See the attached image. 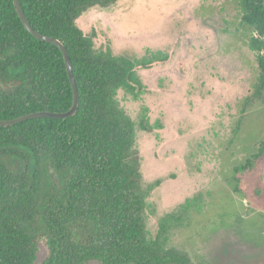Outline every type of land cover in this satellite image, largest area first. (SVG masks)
Returning <instances> with one entry per match:
<instances>
[{"label": "rangeland", "instance_id": "obj_1", "mask_svg": "<svg viewBox=\"0 0 264 264\" xmlns=\"http://www.w3.org/2000/svg\"><path fill=\"white\" fill-rule=\"evenodd\" d=\"M243 13L241 0H116L75 22L96 51L147 64L116 101L134 123L146 237L188 264H264V36Z\"/></svg>", "mask_w": 264, "mask_h": 264}, {"label": "trees", "instance_id": "obj_2", "mask_svg": "<svg viewBox=\"0 0 264 264\" xmlns=\"http://www.w3.org/2000/svg\"><path fill=\"white\" fill-rule=\"evenodd\" d=\"M115 1L19 0L32 27L67 49L79 102L64 119L0 126V264H35L40 243L39 264H188L146 237L134 123L116 101L119 88L139 91L136 66L147 64L96 51L75 23ZM241 2L242 21L264 36V0ZM258 61L263 79L262 53ZM72 99L60 49L27 31L12 0H0V119L65 111ZM139 127L151 130L146 117Z\"/></svg>", "mask_w": 264, "mask_h": 264}, {"label": "water", "instance_id": "obj_3", "mask_svg": "<svg viewBox=\"0 0 264 264\" xmlns=\"http://www.w3.org/2000/svg\"><path fill=\"white\" fill-rule=\"evenodd\" d=\"M12 1L16 9L17 15L19 16L23 26L27 29V31L31 33L34 37L41 39L43 41L52 43L60 49L63 55V58H64L67 75H68V78L71 84L73 99H72L71 106L65 111L43 110V111L29 112V113H25V114H22V115H19L17 117L10 118V119H0V126H10V125L19 123L21 121L32 119V118H37V117H53V118H63V119L70 117L76 112L78 108L79 91H78L77 84H76V81L73 75L71 60L67 52V49L65 48L64 44L59 39L51 37L49 35H45L35 30L32 27V25L29 23L28 19L26 18L24 11L19 3V0H12Z\"/></svg>", "mask_w": 264, "mask_h": 264}]
</instances>
